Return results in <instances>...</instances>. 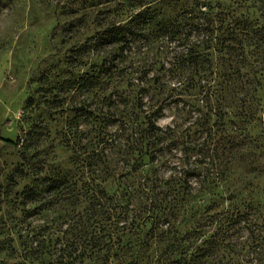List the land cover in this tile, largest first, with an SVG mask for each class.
<instances>
[{
	"label": "trees",
	"instance_id": "1",
	"mask_svg": "<svg viewBox=\"0 0 264 264\" xmlns=\"http://www.w3.org/2000/svg\"><path fill=\"white\" fill-rule=\"evenodd\" d=\"M135 1L69 83L95 106L70 108V163L21 190L44 216L24 247L57 264H264V0ZM167 97L192 101L195 120L160 125Z\"/></svg>",
	"mask_w": 264,
	"mask_h": 264
},
{
	"label": "rangeland",
	"instance_id": "2",
	"mask_svg": "<svg viewBox=\"0 0 264 264\" xmlns=\"http://www.w3.org/2000/svg\"><path fill=\"white\" fill-rule=\"evenodd\" d=\"M137 9L135 0H0V264H57L54 257L44 259L39 248L24 247L34 243L26 235L44 224V216L30 215L34 205L20 192L44 163H70L60 131L69 126L74 104L85 100L88 109L95 104L91 94L69 90V83L98 58L89 45L91 36ZM50 87L65 96L59 105L52 102ZM176 99L164 100L160 125L183 127L195 120L192 101ZM246 157L242 169L256 170L253 157ZM258 171L263 180L264 167ZM253 174L248 191L256 190ZM115 186L113 181L107 185L110 190Z\"/></svg>",
	"mask_w": 264,
	"mask_h": 264
}]
</instances>
